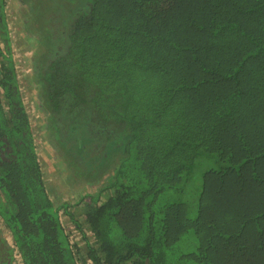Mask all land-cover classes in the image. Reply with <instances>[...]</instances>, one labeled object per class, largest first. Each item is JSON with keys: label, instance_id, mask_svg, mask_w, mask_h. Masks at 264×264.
I'll return each mask as SVG.
<instances>
[{"label": "trees", "instance_id": "obj_1", "mask_svg": "<svg viewBox=\"0 0 264 264\" xmlns=\"http://www.w3.org/2000/svg\"><path fill=\"white\" fill-rule=\"evenodd\" d=\"M6 5L0 264L13 252L22 264H264V0H85L62 31L41 30L47 5L29 7L52 59L40 105L74 128L88 115L78 126L96 135L93 107L123 132L101 162L108 183L74 203L48 190Z\"/></svg>", "mask_w": 264, "mask_h": 264}, {"label": "rangeland", "instance_id": "obj_2", "mask_svg": "<svg viewBox=\"0 0 264 264\" xmlns=\"http://www.w3.org/2000/svg\"><path fill=\"white\" fill-rule=\"evenodd\" d=\"M84 1H7L10 12L8 22L10 23V44L12 46L11 59L14 63L20 90L24 93V95L22 94L23 104L27 114L31 116L34 137L36 136V150L43 166L47 187L52 192L54 199L69 201L70 203L92 194L99 187L108 183V175H103L105 171L101 162H104L107 156L108 160L110 159V152L107 151V147H111L119 140L117 130L119 129V133H121L122 128L113 119L106 118L105 112L102 115H96L93 107L88 106L91 114L88 121H93V125L97 127L99 133L90 135L84 131V128H80L83 126H78L81 123L85 124L83 120L88 119V115L82 116V113L77 115V112L74 113L73 111V120L76 123V128H74L66 125L65 118H63V122L66 124H63L58 115L54 120L51 115L56 109H47V106L40 105L38 98L43 90L40 89L38 81H44L46 78L45 75L50 71L49 66H51L52 59L46 50L45 41L39 40L35 30L28 31L26 17L30 10L29 7L35 3L47 5L48 10L40 13L41 30H47L60 25V22L65 20L63 15L82 5ZM60 27L62 31L64 26L60 25ZM71 93L76 94V96L80 94L74 88ZM73 103L75 107L77 105L78 107L83 106L79 97H74ZM83 109L82 111H85V107ZM85 127L88 130L89 126L86 125ZM78 145L82 146L83 151L80 150V147L77 148ZM72 228V224L67 226V229H70L72 244L78 243L76 245L81 247L80 235L76 231H72Z\"/></svg>", "mask_w": 264, "mask_h": 264}, {"label": "crops", "instance_id": "obj_3", "mask_svg": "<svg viewBox=\"0 0 264 264\" xmlns=\"http://www.w3.org/2000/svg\"><path fill=\"white\" fill-rule=\"evenodd\" d=\"M9 13H10L9 12V8H8V5H7L6 13H5V18H6V26H7L8 31H9V28H10V26H9L10 23L8 22V20H9V18H8L9 17ZM1 233L3 234V235H1V238L3 237V239L6 242L7 246L10 247V249H12L11 248L12 247V242H11L12 240L9 237V235L2 228H1ZM13 254H14V252H13ZM14 257H16V256L14 255ZM19 264H21V261L20 260H19Z\"/></svg>", "mask_w": 264, "mask_h": 264}, {"label": "built area", "instance_id": "obj_4", "mask_svg": "<svg viewBox=\"0 0 264 264\" xmlns=\"http://www.w3.org/2000/svg\"><path fill=\"white\" fill-rule=\"evenodd\" d=\"M14 255H15L16 257H14ZM12 263H13V264H19L18 255H17L16 253L13 254V262H12Z\"/></svg>", "mask_w": 264, "mask_h": 264}, {"label": "flooded vegetation", "instance_id": "obj_5", "mask_svg": "<svg viewBox=\"0 0 264 264\" xmlns=\"http://www.w3.org/2000/svg\"><path fill=\"white\" fill-rule=\"evenodd\" d=\"M18 259L20 260L19 256H18ZM21 261V260H20ZM22 264V263H21Z\"/></svg>", "mask_w": 264, "mask_h": 264}]
</instances>
